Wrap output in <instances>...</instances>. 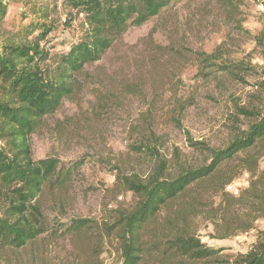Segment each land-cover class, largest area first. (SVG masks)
I'll return each instance as SVG.
<instances>
[{
    "label": "trees",
    "instance_id": "1",
    "mask_svg": "<svg viewBox=\"0 0 264 264\" xmlns=\"http://www.w3.org/2000/svg\"><path fill=\"white\" fill-rule=\"evenodd\" d=\"M180 1L53 0L81 17L77 38L66 53L44 48L58 23L50 19L48 7H39L37 21L0 37V264H103L107 247L120 254L121 264H264V230L257 232L248 252L227 261L192 231L197 214L212 224L219 240L248 233L264 219V169L259 167L264 158V110L238 109L250 123L245 130L232 131L220 149L189 140L206 157L196 166L177 149L168 163L160 153L163 136L145 120L127 149L147 159L150 169L142 175L114 169L112 190L131 195L129 208L110 210L100 221L76 218L64 223L49 220L44 210L46 197L53 206L67 203L80 165L34 160L31 136L72 97L86 67L100 62L128 30ZM215 1L232 12L237 0ZM7 12V3L0 0V33ZM225 51L222 45L210 54L192 51L199 73L210 70L207 74L221 72L238 79L245 68L231 62ZM128 86L130 94L136 93L135 86ZM116 100L113 93L96 91L89 105L96 113L107 112ZM243 172L249 175V185L233 196L226 188Z\"/></svg>",
    "mask_w": 264,
    "mask_h": 264
},
{
    "label": "rangeland",
    "instance_id": "2",
    "mask_svg": "<svg viewBox=\"0 0 264 264\" xmlns=\"http://www.w3.org/2000/svg\"><path fill=\"white\" fill-rule=\"evenodd\" d=\"M2 1L7 3L8 12L0 37L37 21L39 7H48L50 19L58 23L47 36L45 50L66 53L76 40L81 17L70 14L60 2ZM220 45L231 62L242 63L245 68L238 79L221 72L207 74L210 70L203 71L205 76L199 73L193 52L210 54ZM77 80L72 97L64 100L29 140L34 160L53 158L66 167L75 162L80 165L67 203L53 206L47 197L43 200L49 220L59 218L63 223L76 218L100 221L110 210L130 207V194L116 195L112 190L114 169L141 175L150 169L147 159L127 149L145 120H150L157 134L163 136L160 153L168 163H172L177 149L196 166L206 157L189 140L220 149L232 131L245 130L250 123L238 109L264 110V0H237L232 12L215 0L174 2L157 18L128 30ZM128 85L135 86L136 93L130 94ZM96 91L113 93L117 104L107 112H94L89 102ZM259 167L264 169V158ZM249 179L243 172L226 190L236 196L248 187ZM262 230L264 219L248 233L219 240L205 216L197 214L192 219L195 236L220 251L223 261L248 252ZM101 259L103 264H121L120 254L112 248H105Z\"/></svg>",
    "mask_w": 264,
    "mask_h": 264
},
{
    "label": "built area",
    "instance_id": "3",
    "mask_svg": "<svg viewBox=\"0 0 264 264\" xmlns=\"http://www.w3.org/2000/svg\"><path fill=\"white\" fill-rule=\"evenodd\" d=\"M229 188V187H228ZM229 189H227V191H228Z\"/></svg>",
    "mask_w": 264,
    "mask_h": 264
}]
</instances>
